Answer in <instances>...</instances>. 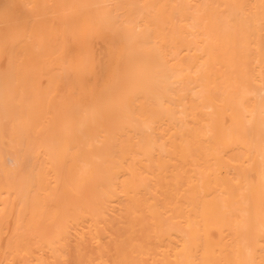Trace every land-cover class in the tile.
Listing matches in <instances>:
<instances>
[{
    "label": "bare ground",
    "instance_id": "6f19581e",
    "mask_svg": "<svg viewBox=\"0 0 264 264\" xmlns=\"http://www.w3.org/2000/svg\"><path fill=\"white\" fill-rule=\"evenodd\" d=\"M177 1L0 0V264H264V0Z\"/></svg>",
    "mask_w": 264,
    "mask_h": 264
},
{
    "label": "rangeland",
    "instance_id": "374dc122",
    "mask_svg": "<svg viewBox=\"0 0 264 264\" xmlns=\"http://www.w3.org/2000/svg\"><path fill=\"white\" fill-rule=\"evenodd\" d=\"M175 4L177 6H180V11L183 14V17L187 18V22L189 24H191V22L193 23L195 21V22H198V25L201 28H205L206 25L209 23V20L205 19V17L199 11V9H200L198 6L199 4L197 5L193 0H188V2H186L184 4L185 6H183V7L181 6L179 0ZM213 17H214V19H216V15H214ZM211 19H212V17H211ZM192 30H193V28L190 25H187V27H186L187 33L190 34ZM189 36H191L189 38H192V35H189ZM102 45H104V46L107 45V41L105 40V44H104V40H103Z\"/></svg>",
    "mask_w": 264,
    "mask_h": 264
}]
</instances>
